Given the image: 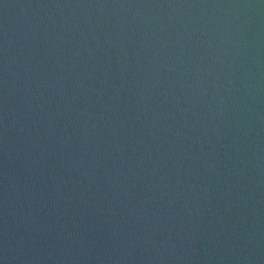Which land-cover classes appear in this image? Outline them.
I'll list each match as a JSON object with an SVG mask.
<instances>
[{
  "label": "water",
  "instance_id": "95a60500",
  "mask_svg": "<svg viewBox=\"0 0 264 264\" xmlns=\"http://www.w3.org/2000/svg\"><path fill=\"white\" fill-rule=\"evenodd\" d=\"M0 264H264V0H0Z\"/></svg>",
  "mask_w": 264,
  "mask_h": 264
}]
</instances>
